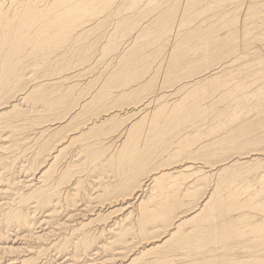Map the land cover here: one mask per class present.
Wrapping results in <instances>:
<instances>
[{
  "label": "bare ground",
  "instance_id": "bare-ground-1",
  "mask_svg": "<svg viewBox=\"0 0 264 264\" xmlns=\"http://www.w3.org/2000/svg\"><path fill=\"white\" fill-rule=\"evenodd\" d=\"M119 1L0 0V150L9 153L5 157L0 151V264H38L51 250L59 257L43 264H264V205L254 197L264 194V0H214L216 16L198 27L196 20L211 8L198 7L196 14L179 17L173 10L182 0ZM188 1L195 9L198 0ZM115 4L97 26L85 28L95 13ZM108 27L114 29L106 31ZM102 35L107 41L102 55L114 57L106 77L96 81L98 93L93 92L94 79L81 91V85L70 83L75 73L60 78L94 62ZM129 37L130 46L122 48ZM163 45L173 48L166 54ZM158 58L166 71L160 85L180 97L169 101L162 95L163 102L152 112L149 106L160 102L161 95L143 101L130 116L142 118L126 122L129 127L121 133L125 142L113 150L104 137L109 127L123 122L126 105H138L156 87L148 76L157 73ZM205 58L213 63L200 72L195 63ZM205 89L215 96L209 133L221 135L215 144L199 148L206 133L195 135L190 129L208 114L202 103ZM36 126H42L36 128V140L46 142L40 140L43 145L26 158L37 144L31 146L35 137L25 132ZM67 129L71 134L65 138ZM80 141L90 149L92 163L115 167L121 178L112 191L110 185L95 183L104 189L101 203H108L103 208L92 207L95 198L81 189L84 179L72 180L81 161H69L67 170L56 171L58 161ZM173 146L175 152L165 157ZM203 155L212 159H202L209 171L199 176L210 196L199 199L202 189L193 188L197 180L191 187L180 183L188 174H199L197 164L170 163L183 157L197 161ZM17 161L25 163L24 179L2 172ZM159 168L165 169L135 193L136 182ZM257 183L261 191L253 193ZM147 192L152 195L145 199ZM116 194L121 200L133 194L124 202L136 206L134 223L127 224L130 212L124 221L93 229L95 222L114 215ZM78 199L86 202L82 209ZM37 225L45 226L44 231L37 232ZM135 233L146 244L133 252ZM116 250L120 252L114 254ZM61 256L66 262H59Z\"/></svg>",
  "mask_w": 264,
  "mask_h": 264
},
{
  "label": "rangeland",
  "instance_id": "rangeland-1",
  "mask_svg": "<svg viewBox=\"0 0 264 264\" xmlns=\"http://www.w3.org/2000/svg\"><path fill=\"white\" fill-rule=\"evenodd\" d=\"M212 1V3L209 1V0H198V3H196V5H195V9L192 7V4H191V2H189L188 0H182L181 1V3H180V8H175L174 10H173V12L175 13V16H179V17H183V14L184 15H186L187 13H189V15H193L192 14V12L194 11V14H196L197 13V8L198 7H203V9L204 10H207V9H209V8H211L212 10H209L208 12H206L205 13V15H204V18L203 19H200V20H196V23H195V25L197 26H199V25H201V24H203V22L204 21H207L209 18H210V16H216V11H214V9L215 8H212V6H215L214 5V0H211ZM120 2H122V0L121 1H119V4H121ZM38 3H39V5H40V7H42V8H47V5L45 4V1H38ZM116 6V4L114 5V6H112V7H110L109 9H107L105 12H103V13H101L99 16H97V13H95L94 14V18H92V19H90L89 20V24H88V26L87 27H85V28H90L91 26H92V28H94V25H96L97 23H99L98 21H100V20H102L104 17H105V13L107 12V11H109V10H111V9H113L114 7ZM210 6V7H209ZM160 10H162V9H160ZM163 11V10H162ZM112 12H116V9L115 10H113ZM157 13V12H156ZM153 18V17H152ZM140 20H143V17H141L140 18ZM97 26V25H96ZM95 26V27H96ZM197 26V27H198ZM97 28V27H96ZM114 29V27H108V28H106V31H112ZM209 29V28H208ZM208 29H205V30H208ZM177 30L178 31H183L184 32V30L185 31H188L187 30V28H185V27H183V28H181V27H179V28H177ZM176 35H178V32H176ZM105 37V35H102V36H98L97 37V39H98V41L100 42V45H99V49H98V51L95 53V55H96V57H95V59H94V62L93 63H90V65H89V63L86 65V64H82L81 66H80V70L79 69H76L75 71L74 70H71L70 72H66V73H64V74H62V75H60V76H62V77H60V78H64V77H70L71 78V76H73V74L75 73V76H73L74 77V80H71L70 79V83H78L79 85H81V86H79V87H81V91L82 90H84L85 88H86V84H87V86H88V83H90L91 82V80H93L94 81V94L95 93H98L97 91H98V89H99V86H98V84H96V81L97 80H102L103 78H105L106 77V71H107V67H108V64L107 63H112L113 62V57H114V55L113 56H111V57H105V56H103L102 55V48L104 47V46H106L107 45V41L105 40V39H103ZM205 37H207V35L205 36ZM130 38H132V37H129L128 39L127 38H125V40L123 41V43H122V48H124V47H126V45H128L127 46V48L126 49H128V47L130 46V42L128 43V40L130 39ZM171 40H172V36H171ZM174 43H175V41L172 43L173 45H174ZM171 44V41H170V43H169V45ZM168 45H163V48H164V50H161V51H164L166 54H168L167 52H166V50L167 51H170V48H173L172 46H169V47H167ZM158 56L159 57H161L162 58V55L161 54H158ZM212 61V60H211ZM210 61V59L209 58H205V59H201V60H198L196 63H195V66H196V68L197 69H200V72H203V71H206L209 67H211V63H213V62H211ZM95 63V64H94ZM88 65H89V68L91 67V66H93V67H91V69H94V70H91V69H89L88 68ZM156 69H157V73L156 74H152V75H149L148 76V78L150 79V78H153L154 80H156V87L154 88V89H152V90H150L147 94L148 95H146L145 97H142L138 102H139V104L138 105H136V104H132V105H126L123 109H124V112H122V115H121V118L123 119V122L116 128V129H114L113 127H109V129H108V131H107V136H105L104 137V141L106 142V145L108 146H110V147H112L113 148V150H114V148H116L115 150H118L117 148H121L122 147V145H123V143L125 142V138H124V136L123 137H121V133L122 132H124V131H126V129L129 127V125L132 123V122H135V120H136V122H138L139 120H140V117L142 118V116L141 115H139V116H137L136 117V119H135V117L133 118H130V116L131 115H133L134 116V112H132L137 106H140L141 104H143L144 102H147V101H149L151 98H153V96H155V97H158V95H161L160 96V98H159V100H160V102H157L156 103V105H155V103L154 104H152V105H150L149 106V108H150V110H151V112L152 111H154L156 108H155V106L158 108L159 106H160V104L163 102V96L162 95H164V97L166 98V100H169V101H172V100H177V98H179L180 97V94H179V96L178 95H176V96H174V97H172L171 96V89H166V87H163L162 85H160V82H162V81H164V79H166V71H164V70H161V59L160 58H158V60H157V62H156ZM201 66H203L204 67V69H206V70H202L201 69ZM94 67H96V69L94 68ZM91 70L89 73H88V71L89 70ZM109 69V68H108ZM189 69V68H188ZM188 69H187V71H186V74H188L189 72H188ZM88 70V71H87ZM110 70V69H109ZM79 71V72H78ZM87 71V72H86ZM77 72V73H76ZM199 72V73H200ZM69 73H72V74H69ZM79 73V74H78ZM92 73H93V75H92ZM91 74V75H90ZM64 75V76H63ZM78 75V76H77ZM72 77V78H73ZM54 78H57V76L56 77H54ZM58 78H59V75H58ZM73 81V82H72ZM90 81V82H89ZM186 81V80H185ZM185 81H183V83L185 82ZM95 86H97V87H95ZM141 86V85H140ZM140 86H137V87H140ZM97 90V91H96ZM152 92V93H151ZM150 93V94H149ZM152 94V95H151ZM204 101L202 102L203 103V105H204V107H205V109L207 110L206 111V113H208L207 114V116H206V119L201 123V124H198V125H195V126H193L191 129H190V131L192 132V133H194L195 135H198L199 133H206L204 136H203V139H201L199 142H198V146H199V148H201V147H209V146H211V145H213V144H215V142L220 138V135H221V133H219V134H211V133H209V131H210V129H211V122L212 121H215V117H216V111H215V109H214V101H215V96L214 95H212L211 93H209L208 91H207V89H205L204 90ZM90 96H86V99L85 100H88L87 98H89ZM83 99V100H84ZM172 99V100H171ZM144 101V102H143ZM141 102V103H140ZM212 109H214V110H212ZM126 111V112H125ZM128 112V113H127ZM129 114V115H128ZM125 115V116H124ZM128 115V116H127ZM123 116V117H122ZM130 118V120H128ZM131 119H134V120H131ZM93 120H96V118L94 117L93 118ZM126 122H129V125H128V123H126ZM131 122V123H130ZM44 126H45V124H44ZM41 127L42 126H36V127H31V128H29L26 132H25V134L27 135V136H31L30 138H32V137H35L34 139L32 138L31 139V141H29V142H31L30 144H31V146L32 145H35L34 143H36L37 145H35L34 147H33V149L32 150H30V152L31 153H29L28 154V152L25 154V156L26 155H29L30 157L31 156H33V154L32 153H34V152H32V151H34V150H36V151H38V148H40L39 146H42L43 145V142L42 141H44V143L46 142L45 141V138H40V140H42V141H40V140H36L39 136H37V133H38V131L41 129ZM35 128V129H34ZM36 128H38V129H36ZM32 129V130H31ZM33 129H34V131H33ZM111 130V131H110ZM36 131V132H35ZM69 131V129H67L66 130V132H68ZM30 132H33V133H30ZM30 133V134H29ZM35 133V134H34ZM24 134V135H25ZM68 134H71V132L69 133H64V137L66 138L67 136H69ZM26 135L24 136L25 138H27L26 137ZM147 135H148V129L147 130H145L144 131V136H145V138H143V141H142V145H145V143H146V141H147ZM28 137V140L30 139ZM61 138H62V136H61ZM62 139H64V138H62ZM85 139V138H84ZM83 139V140H84ZM34 140V141H33ZM61 140V139H60ZM36 141V142H35ZM98 141V138H93L92 139V142H97ZM33 142V143H32ZM38 142V143H37ZM117 142V143H116ZM41 143V144H40ZM114 143V144H113ZM113 144V145H112ZM116 144V145H115ZM0 145H2V142H1V144ZM74 146H73V148L75 149H73L72 148V146L69 148L70 150L60 159V161H58V164L56 165V167L58 166V170H57V168H56V171L58 172V173H62V172H64L65 170H67L66 168L70 165V163L71 164H80V163H78V162H80L81 161V167L77 170V171H75V172H73L74 173V178L72 179V180H77V178H78V180H80V181H83V179H84V181H83V184H85L84 182H86V184H85V188H81V189H83V191H86L87 189V193L90 195V194H92V196L95 198V201H93V204H92V207H94V208H103L104 207V205L103 204H106V203H108V202H105V203H101V198H100V196L102 195V191L104 190L103 189V187H98V186H96L95 185V183L97 182H101V183H103V185L105 186V188L108 186V185H110L111 187H110V189L109 190H114V189H116L117 188V185L120 183V181H121V178L117 175V170L115 169V167H110V168H104L102 165L100 166V164H98V163H92L91 161H90V159L88 158V153H89V151H90V149H86V148H84L83 146H84V141H80V142H78V143H75V144H73ZM112 145V146H111ZM38 146V147H37ZM81 149H85V152H83V153H81V155H80V153H79V150H81ZM74 150V151H73ZM175 150H176V146H173V147H171V149L170 150H168V151H166L165 152V157H168V156H170L172 153H174L175 152ZM1 151V150H0ZM78 151V152H77ZM3 152H5V151H1V155H9V153H3ZM19 152V151H18ZM73 152V153H72ZM20 154H21V152H19ZM32 154V155H31ZM68 154V155H67ZM75 154H76V157H75ZM77 154H79V155H77ZM29 156H26V158H28ZM77 156H79V157H77ZM6 157V156H5ZM73 157V158H72ZM229 157V156H228ZM228 157H226V158H228ZM33 158V157H32ZM43 158V157H42ZM41 158V159H42ZM68 158V159H67ZM78 158V159H77ZM65 159V160H64ZM202 159H209V160H211L212 161V159L209 157V156H207L206 158L204 157V155H203V157H201L199 160H197V161H192V160H189V159H186L185 157H183V158H180V159H174L173 161H171V163L170 164H174L172 167H174V166H183V165H185V164H188V163H190V162H195V164H197L195 167H197L198 169H200V171L197 173V171H195L198 175H192V174H188V175H186L185 177H182L180 180V183L182 184V183H185V182H187L188 184H190V187L194 184V183H192L194 180H197V182L193 185V188H195V189H202V193H201V196L199 197V199L201 198V197H203V196H207V197H209L210 195H208V190H209V186H207V185H205V186H202V182L203 181H200V177L199 176H201V175H204V174H206V172H208L209 171V169H208V165H206L205 164V162L202 160ZM62 160L65 162L64 164H63V162H62ZM69 161H70V163H69ZM73 161H76V163H74ZM21 162H22V165H25V163H23V161H20V162H18L17 161V163L16 164H14V163H12L11 165H10V168L8 167L7 169H4L5 170V172H4V170H2V172L3 173H6L7 174V177H9V178H12V177H18V176H22L23 177V179H24V176H26L25 175V172H22L21 171V169H22V167L23 166H21ZM73 162V163H72ZM62 164V166H60L61 164ZM19 164V165H18ZM13 165H14V167H13ZM65 165V166H64ZM79 165V166H80ZM11 166H12V168H11ZM44 166V165H43ZM67 166V167H66ZM17 167V168H16ZM20 167V168H19ZM65 167V168H64ZM201 168H203V169H201ZM19 169V170H18ZM63 169V170H62ZM164 169L165 168H159V169H155V170H150L148 173H146L141 179H139V181H137L136 182V184H135V187L133 188L134 189V192L136 193L137 191H139L140 189H141V185L142 184H146V181H148L154 174H156V173H158V172H162V171H164ZM8 170V171H7ZM14 170V171H13ZM16 170L18 171V172H16ZM9 171H12L13 173L12 174H14V173H16L15 175H12L11 176V172H9ZM62 171V172H61ZM8 173H10V174H8ZM19 173V174H18ZM81 173V174H80ZM194 173V172H193ZM22 174V175H21ZM24 174V175H23ZM78 175H79V177H78ZM11 176V177H10ZM198 177V178H197ZM197 178V179H196ZM82 179V180H81ZM77 180V181H78ZM186 183V184H187ZM186 184H183V188L186 186ZM69 186H71L70 184H68ZM68 185H65L66 186V188L67 189H70V187L68 186ZM91 185V186H90ZM157 185V184H156ZM155 185V186H156ZM257 186L255 187V191H253V193L254 192H256V191H261L260 189H259V187H260V185L261 184H259L258 185V183L256 184ZM90 186V187H89ZM202 186V187H201ZM138 187V188H137ZM66 188L64 187V189L66 190ZM99 191H98V190ZM151 190V189H150ZM97 193V194H96ZM101 193V194H100ZM135 193H133V194H135ZM133 194L131 195L130 194V196L128 197H126L127 199H131V198H133ZM207 194V195H206ZM82 195V194H81ZM152 194L150 193V192H147V193H145L144 194V198L145 199H148L150 196H151ZM99 197V198H97V197ZM118 198H117V197ZM119 196H121V194H119V195H115L112 199V202H113V204H111V206H113V212H114V215L113 214H111V215H109L107 218L109 219H107L105 222L104 221H97V222H95L94 223V225L93 226H95V227H93L92 226V228L93 229H100V227L101 228H104V227H107V226H109V225H114L115 223V221H124V219L126 218V216H128L129 215V213L130 212H132L133 213V215H132V219H129V220H127V224H131V223H134L133 221L135 220V218H136V215H137V213H138V211H136V206L135 205H133V204H131V202H129V201H127V202H124V200H127V199H125V197L123 198L122 197V199L123 200H121V197H119ZM132 196V197H131ZM254 197H256L255 198V200L257 201V202H260V203H262V205H264V194L261 196V198L258 196V195H256V196H254ZM80 200H82V197H80L79 198ZM78 199V200H79ZM114 199H116V201L114 200ZM117 199H118V201H117ZM79 200V204L81 203V201ZM84 200V199H83ZM97 200V201H96ZM83 203H81L80 205L78 204V206L82 209L83 208V205H84V203H86L85 202V200L84 201H82ZM103 202V201H102ZM131 204V205H130ZM103 205V206H102ZM131 208V209H130ZM115 210V211H114ZM116 212V213H115ZM110 212H108L107 214H109ZM131 214V213H130ZM113 215V216H112ZM126 215V216H125ZM64 216V220H67L68 219V216L65 214V213H63V214H61V218ZM39 217H41L40 215H38V218ZM135 217V218H134ZM42 218H43V216H42ZM112 218V219H111ZM107 222V223H106ZM136 223V222H135ZM98 224V225H97ZM104 225V226H103ZM135 226H136V224H135ZM41 227V228H40ZM36 228H37V232H42V231H44V229H45V226L44 227H42V226H39V225H37L36 226ZM39 232V233H40ZM136 234V233H135ZM134 234V235H135ZM116 235V234H115ZM115 235H108L109 237H107V238H114V236ZM134 235H133V240H130L132 243L131 244H134V246H137L136 248V250L134 249L133 250V252L134 251H137L138 250V248L139 247H142V246H144L146 243L145 242H143V240H141V239H143V238H141L140 236H138L137 234V236L138 237H134ZM116 237V236H115ZM132 238V237H131ZM130 238V239H131ZM114 239H116V238H114ZM139 239V240H138ZM142 241V242H141ZM47 245H49L50 244V240L49 241H47V242H45ZM136 244V245H135ZM0 245H1V241H0ZM139 246V247H138ZM116 249V248H115ZM118 252H120V250H116L115 251V253L114 254H116V253H118ZM57 252H55L54 250H51V251H49V253L46 255V256H42L41 257V259H39V261H37V262H39L38 264H43V263H45L47 260H50V258L53 256L54 258H57V257H59V255L57 254ZM52 257V258H53ZM177 258L178 257H175L173 260H177ZM66 259L67 258H65L64 256L62 257H60L58 260H59V262L60 263H64V262H66ZM68 261V260H67ZM172 264H177V262H175V261H172Z\"/></svg>",
  "mask_w": 264,
  "mask_h": 264
}]
</instances>
